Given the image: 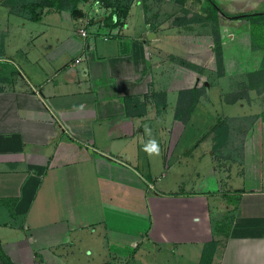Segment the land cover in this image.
I'll use <instances>...</instances> for the list:
<instances>
[{"label":"crops","instance_id":"0c3cea01","mask_svg":"<svg viewBox=\"0 0 264 264\" xmlns=\"http://www.w3.org/2000/svg\"><path fill=\"white\" fill-rule=\"evenodd\" d=\"M37 1L0 0V245L12 262L137 264L144 244H171L197 250L200 264L205 245L217 241L210 264H264L263 31L254 35L250 20L219 19L220 78L228 92L248 91L240 102L224 101L229 113L208 123L215 136L224 118L222 164L190 189H160L153 178L162 158L145 150L150 140L175 134L174 152L184 142L180 156L193 150L198 159L217 142L206 150V137L182 141L187 128L199 127L196 110L214 103V43L204 34L178 46L179 29L166 27L167 16L208 19L215 8L204 0H154L162 8L148 0V12L135 0L118 35L105 26L113 35L105 40L79 32L84 6L96 0H79L82 17L61 0L34 18ZM215 2L228 15L264 12V0ZM13 15L18 22L10 25ZM14 32L29 47L8 46ZM189 62L197 70L186 69ZM193 88L200 90L196 105L186 121L174 113L170 129L169 95L177 108L180 92Z\"/></svg>","mask_w":264,"mask_h":264},{"label":"rangeland","instance_id":"374dc122","mask_svg":"<svg viewBox=\"0 0 264 264\" xmlns=\"http://www.w3.org/2000/svg\"><path fill=\"white\" fill-rule=\"evenodd\" d=\"M83 3V2H82ZM158 2L152 0L151 4H157ZM159 7L162 8V4L158 3ZM87 8V6H84ZM154 8V7H153ZM39 9L38 8L36 10L37 13H39ZM155 9V8H154ZM5 9H1L0 14H3V11ZM162 12H165L164 10ZM163 14H169V10L167 11V13H163ZM168 20L165 23L166 27H170V28H174V29H179L178 30V34L180 35V40L178 38L179 41V45L181 43V39H183L184 41H186L188 44L190 45H194L193 40H194V36L196 35H204L206 34V36H209V40H212L214 43V47H215V41L217 40H221L220 42H222L224 40V38L222 37L223 34L221 32V23L220 20L218 21H213V20H209L206 18L205 15H196L193 13V15H191L189 12L187 11H182L180 13H178L177 15H175V17L171 16H167ZM173 17V18H172ZM9 20H10V25H14L18 22V16H9ZM241 20L238 21H234V22H240ZM249 25L250 27L253 29V33L254 35H260V32L263 28H264V24L262 21H249ZM41 24V23H39ZM13 31V28H12ZM256 31V32H255ZM177 33V31H175ZM195 32H202V33H195ZM259 32V33H258ZM258 33V34H256ZM169 35L168 40L166 41L167 45H171L172 42L170 38V34L171 33H167ZM11 38L8 41V46L11 45H20L23 46V48H25L27 45V42L25 41L23 35L24 33H10ZM196 41H198L196 39ZM222 47H223V42L221 43ZM29 47V46H28ZM181 47V46H180ZM182 47H184L182 45ZM185 49V47H184ZM222 49V54L221 56H217L216 55V66L218 71L216 72V77H209V81L212 83L211 86V90H212V94H213V106H211L210 109H203V108H199L196 110V123L199 124L198 128H194L192 125L187 128L188 133L184 135V138L182 139H189V138H196V141H198V137H206L204 142L205 144L203 145V149L208 147V144L212 141H217L218 139H223L222 134H217L216 131H212L215 132L217 135L213 136V134H209L208 131V123L212 122L216 119H218L220 116L225 115L226 113L228 114L229 111L231 110V107L229 105H227L224 101H226L228 103V97H232L234 94H240V96H242L243 94H245L248 90L246 89V87H238V90H234L232 92H228L227 90H229V87L225 85V81L221 80V78H223L224 75V50ZM180 50V49H178ZM17 59H20L19 56H17V54L14 56ZM221 60H223V63L220 64ZM196 69L198 67H196V65L192 64L189 62V64H186V69ZM219 77V78H217ZM221 77V78H220ZM227 84V83H226ZM200 88L202 89H206V86L203 84L200 86ZM222 89L223 92L227 91L226 94H223V98H219L218 97V91ZM264 90V87L263 89ZM164 94H162L163 96ZM165 96V95H164ZM154 97L157 98V101H159V104H161L163 97H161L160 95H155ZM177 96L175 95V93L170 94L169 95V101L171 103H169V107H168V113L166 114L167 120L166 123L169 124L170 129L173 127V123H174V113H176L177 110H175L176 108L174 105V101L176 103V98ZM220 99V100H219ZM243 98H240V101H242ZM249 99V97L247 98ZM162 107V106H161ZM233 109L235 110L236 108L233 107ZM249 118H253L254 117V113L249 114L248 115ZM221 117V119H219L217 121L220 122L221 124H224V118ZM216 123V124H217ZM168 129V130H170ZM169 132V131H167ZM222 132V131H221ZM169 134L167 133L166 135H164V138L160 139L155 137V141L158 143L159 145V156L162 158V166L160 168H158L159 170V174L158 176H156L155 178H153L155 180V182L157 184L160 183L159 187L161 188H168V189H174V190H181V189H190L192 187H194L195 183L198 182L200 179H202V175H208L210 169H212L213 167L217 166V165H221L222 161V153H221V149H220V144H217V142H215L211 148L208 150V148L205 152V158L202 159H198L197 154L196 153H192L193 150L191 151V155L189 157L186 156H180V152H181V148L184 144V142L180 143L178 145L177 150L174 152V147L177 143V136L174 137L175 134ZM199 135V136H197ZM174 137V138H173ZM217 137V138H215ZM219 137V138H218ZM221 137V138H220ZM199 138V139H200ZM225 138V137H224ZM191 139V140H192ZM190 140V139H189ZM225 140V139H223ZM220 149V151H218ZM215 151V154H213ZM167 159V161H166ZM164 160V162H163ZM165 166V167H164ZM199 174H202L201 177L199 176ZM199 179V180H198ZM237 180V185H240V180H238L237 178H235ZM198 180V181H197ZM227 187V186H226ZM227 189H230V187L228 186ZM171 244H168L167 246H163L161 249H155L153 245L151 244H144V248H146V250L139 252L140 257L135 261L137 264H196L197 262V250H193L191 248L185 247L182 248L180 250H175L173 251L171 248ZM195 251V252H194ZM131 255H135L133 253H130ZM134 263V262H133ZM198 263V262H197Z\"/></svg>","mask_w":264,"mask_h":264},{"label":"trees","instance_id":"16d2710c","mask_svg":"<svg viewBox=\"0 0 264 264\" xmlns=\"http://www.w3.org/2000/svg\"><path fill=\"white\" fill-rule=\"evenodd\" d=\"M104 4L103 10H102V17H104L103 21L101 23L110 28L111 33L113 35H118L123 24L124 19L127 18L128 13L130 11V8L135 0H101ZM143 5L146 11L149 12V4L148 0H142ZM61 0H39L37 2L31 3V12L32 17L36 18L40 15L36 12L38 8H43L44 6H58ZM68 3H71L74 8L78 7L79 0H67ZM205 3L208 5L211 4L215 8L214 10H209L207 13L208 19H211L213 21H218L220 18L223 20H261L264 22V12H250V13H243L238 15H228L223 12L221 8H219L216 5L215 0H204ZM16 3V2H15ZM63 3V2H61ZM264 34V28L262 29ZM256 32V31H255ZM258 34V33H256ZM264 36V35H263ZM221 40L215 41V47L214 51L216 52L217 56H221L222 54V45L220 42ZM223 63V60H221L220 64ZM199 89L193 88L188 89L180 92L179 97V104L176 108L175 116L178 119H181L184 117L185 121L188 119L191 111L193 110L194 106L196 105L198 101V93ZM241 98L240 94H234L232 97H228L229 103H235ZM225 125L218 122L215 126L213 131H216L217 134H221V131L225 130ZM217 245V241H212L210 243H207L205 245V248L203 250L202 258L200 261V264H210L212 253L214 252ZM0 260L3 264H14L12 260L8 257V255L3 251L1 245H0Z\"/></svg>","mask_w":264,"mask_h":264},{"label":"built area","instance_id":"2783aa9c","mask_svg":"<svg viewBox=\"0 0 264 264\" xmlns=\"http://www.w3.org/2000/svg\"><path fill=\"white\" fill-rule=\"evenodd\" d=\"M87 8L85 9L84 16H85V24L84 27L79 30L80 35L82 37H89V36H102L105 40H109L112 38V34H108L103 32L105 26L99 21L102 17V10L104 4L101 0H96L94 2L86 3ZM80 60L77 59L76 62Z\"/></svg>","mask_w":264,"mask_h":264},{"label":"clouds","instance_id":"9594fccd","mask_svg":"<svg viewBox=\"0 0 264 264\" xmlns=\"http://www.w3.org/2000/svg\"><path fill=\"white\" fill-rule=\"evenodd\" d=\"M145 150L149 153V154H159V145L158 143L152 139L149 141V143L145 146Z\"/></svg>","mask_w":264,"mask_h":264},{"label":"water","instance_id":"95a60500","mask_svg":"<svg viewBox=\"0 0 264 264\" xmlns=\"http://www.w3.org/2000/svg\"><path fill=\"white\" fill-rule=\"evenodd\" d=\"M38 12L40 13L41 12V9H39ZM73 13H74L75 16H78V17H82L83 16V12L79 8H75L74 11H73ZM103 19H104V17H101L99 19V21H103Z\"/></svg>","mask_w":264,"mask_h":264}]
</instances>
